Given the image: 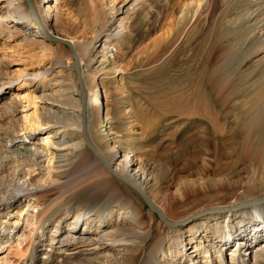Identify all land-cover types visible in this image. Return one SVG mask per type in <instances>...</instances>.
<instances>
[{"label":"rangeland","instance_id":"1","mask_svg":"<svg viewBox=\"0 0 264 264\" xmlns=\"http://www.w3.org/2000/svg\"><path fill=\"white\" fill-rule=\"evenodd\" d=\"M11 3L32 20L25 0H0V260L29 264V243L40 246L44 239L43 231L32 235L42 218L39 210L64 201L67 205L59 208L66 211L68 205L92 201L85 188L98 182L104 166L90 158L92 148L82 135V90L69 47L44 38L33 20L35 27L24 23L22 15L8 17ZM34 4L43 25L77 43L86 91L99 89V114L85 116L90 142L98 148L121 144L149 162L147 189L170 216L224 205L246 187L264 182V157L259 162L242 153L249 149L244 145L248 136L258 138L255 145L264 149V0ZM46 8L49 18L43 15ZM111 30L120 35L107 44ZM95 53L99 56L93 59ZM38 71L47 72L27 78ZM213 117L222 128L216 136L209 132ZM56 130L60 138L65 136L66 169H61L53 145L37 144ZM25 140L32 148L29 154L21 153ZM56 178L63 184L54 185ZM112 181L135 200L143 216H155L152 227L159 228V223V235L167 238L170 225L140 193L116 175ZM34 186L42 188L34 192L37 200L33 194L16 195L19 187ZM11 195L16 196L9 202ZM55 225L49 226L52 231ZM66 225L90 235L98 227L84 220ZM205 235L199 244V238L186 233L190 241H184L185 257L207 260L205 249L214 238ZM235 239L224 252L218 251V243L210 248L218 264H232L225 253L235 249Z\"/></svg>","mask_w":264,"mask_h":264},{"label":"bare ground","instance_id":"2","mask_svg":"<svg viewBox=\"0 0 264 264\" xmlns=\"http://www.w3.org/2000/svg\"><path fill=\"white\" fill-rule=\"evenodd\" d=\"M10 6L11 8L8 10L11 12L7 15L8 17L16 19L22 15L25 18L24 23L32 24L35 27L34 22L25 14L20 5L11 3ZM44 14L48 18L50 17L47 8L43 11ZM48 25L47 23L43 26L51 32ZM114 35L118 36L120 33L114 34L112 30L107 32V44L112 41ZM73 46L75 50L78 48L77 43H74ZM98 56L99 54L95 53L93 59ZM46 72L38 71L26 74V76L30 80H35ZM100 95L98 88L87 91L85 89L86 118H90L93 111L99 114ZM51 108L53 111H57L53 106ZM211 122L210 135L216 136L222 129L221 123L219 124L215 117L212 118ZM87 138L85 137L86 140ZM41 139H43L42 142H37L38 145L41 144L39 147L53 145L54 154L59 155L61 169L63 167L66 169L68 164H64V152L62 151L65 149V136L60 138V133L56 130L52 135ZM247 139L249 140L244 145H247L249 149H244L242 152L244 157L261 162L260 160L264 157V149L259 143L255 145L258 138L253 139L248 136ZM88 141L90 142L89 138ZM23 143L21 153L29 154L32 148L25 145L27 140ZM88 144L92 148L89 151L91 153L90 158L99 159L104 166L99 171L98 182L85 188L86 193L93 194L92 201L86 200L77 207L68 205L67 210H63L64 212L59 208V206L67 205L68 202L64 201L51 205L47 204L44 211L39 210V215H42V218L36 222L32 235H36V231H43L44 239L42 243L40 242V246L35 245L33 241L29 243L27 251L29 259L26 263L30 261L29 264H178V260L183 256L182 264H218L216 253L212 252L210 248L218 243L216 245L219 246L218 251L223 250L224 252V250L229 249L230 240L236 238L235 249L225 253L227 258L228 256L231 258L232 264H264V182L256 184L250 189L246 187L244 193L236 194L224 205L219 206L217 204L218 206L199 208L175 218L170 216L155 198L151 197L152 194L150 195L147 189L151 182L149 162L140 160L136 154L131 155V151L126 152L121 144H106L105 148L95 147L92 142ZM78 153L82 156L84 152L80 149ZM110 173L127 179L128 182L143 190L155 206L164 213L169 221L168 225H170L169 230L171 232L166 236L167 238L159 235V223L157 224L159 228L152 227L155 216L153 214H149L148 218L143 216L139 205L133 198L125 194L121 186L112 181L113 175L110 177ZM53 184H63V180L56 178ZM40 189L42 190L39 186H34L30 190L19 187L16 195L23 194L28 197ZM16 195L9 196V202ZM32 198L37 200L35 195ZM69 220L74 224L84 220L86 225L95 224L98 227L96 232L91 235L85 234L80 229L78 231L67 229L66 223ZM53 223L56 224L54 231L49 227ZM205 228L208 230L205 231ZM186 233L193 238H199V244L204 242L202 239H206V233L213 236V244H209L205 249L206 254H208L206 261L205 259L199 260V258L194 260L192 256L185 257L183 252L184 241H190V238L186 239ZM150 240H153L151 246L148 245ZM253 244L257 246L254 247V261L250 262ZM2 263L0 260V264Z\"/></svg>","mask_w":264,"mask_h":264},{"label":"water","instance_id":"3","mask_svg":"<svg viewBox=\"0 0 264 264\" xmlns=\"http://www.w3.org/2000/svg\"><path fill=\"white\" fill-rule=\"evenodd\" d=\"M25 2L27 3L28 9H29V13L31 14V18L32 20L37 24V26L40 28L41 33L43 35L44 38L52 41V42H59L62 44H66L71 53H72V57L74 59V64L76 67V71H77V77H78V81L80 84V88L82 90V126H83V130H82V135L84 137H88L87 136V120L85 119V87H84V81H83V77H82V72H81V67L79 65V58H78V54L73 46V44L70 42L69 39L64 38L63 36H60L59 34L55 33V32H49L47 31L44 26L43 23L40 19V17L38 16V13L36 11V7L34 4V0H25ZM87 142L90 143L88 141L87 138ZM118 179H120L121 181L125 182L126 184L130 185L132 188H134L137 192L140 193V195L144 198L146 204L148 205V207L153 210L154 212L157 213V215L159 216V218H161V220L168 224L169 221L168 219L165 217L164 213L155 206V204L153 203V201L148 197V195L141 189H139L138 187H136L135 185L131 184L130 182H128L127 179L121 178L118 175H116Z\"/></svg>","mask_w":264,"mask_h":264}]
</instances>
